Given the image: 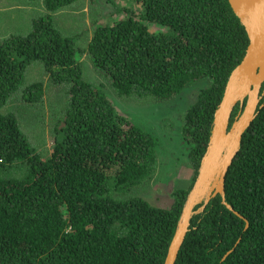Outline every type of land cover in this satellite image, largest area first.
<instances>
[{"label": "trees", "instance_id": "trees-1", "mask_svg": "<svg viewBox=\"0 0 264 264\" xmlns=\"http://www.w3.org/2000/svg\"><path fill=\"white\" fill-rule=\"evenodd\" d=\"M41 1L26 32L0 38V108L18 91L42 99V83L25 80L35 62L67 99L45 158L16 115L0 111V264H164L214 111L248 45L245 28L228 0H132L138 17L126 10L113 23L95 21L81 49L54 22L79 0ZM83 52L121 96L168 100L201 82L182 120L193 176L170 192L169 207L133 195L156 172L158 139L84 77ZM224 191L231 209L216 194L193 214L174 264H264V92Z\"/></svg>", "mask_w": 264, "mask_h": 264}, {"label": "rangeland", "instance_id": "rangeland-1", "mask_svg": "<svg viewBox=\"0 0 264 264\" xmlns=\"http://www.w3.org/2000/svg\"><path fill=\"white\" fill-rule=\"evenodd\" d=\"M126 10H132L138 17L141 5L132 0H79L71 6L54 13L56 27L64 34L76 37V43L85 49L91 37L95 21L113 23L126 17ZM41 0H0V38L10 33H24L30 19L42 14ZM152 30H163L150 24ZM80 61L84 77L91 83L101 85L113 107L124 118L158 139L156 147L157 168L155 174L139 185L133 195L145 198L149 203L169 207L170 192L175 188H187L193 176V169L187 156V146L183 139V113L194 101L200 81L193 82L180 94L168 100L152 97L121 96L110 81L93 68L91 59L85 52ZM26 83L40 81L43 95L39 102H27L22 91L15 93L1 112H13L22 130L41 153L43 158L51 151L53 129L59 124L65 101L66 90L53 84L40 63H32L26 70Z\"/></svg>", "mask_w": 264, "mask_h": 264}, {"label": "water", "instance_id": "water-1", "mask_svg": "<svg viewBox=\"0 0 264 264\" xmlns=\"http://www.w3.org/2000/svg\"><path fill=\"white\" fill-rule=\"evenodd\" d=\"M245 28L248 45L241 61L231 71L222 98L214 111L211 133L189 189L169 244L164 264H174L193 214L203 210L210 198L219 194L225 201L224 180L228 167L239 150L243 132L257 114L264 82V0H228ZM246 98L245 105L243 100ZM240 110L230 124L234 106ZM200 205L196 209L194 207Z\"/></svg>", "mask_w": 264, "mask_h": 264}]
</instances>
